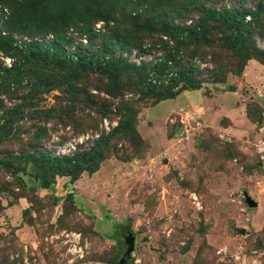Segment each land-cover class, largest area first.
Here are the masks:
<instances>
[{"label":"rangeland","instance_id":"374dc122","mask_svg":"<svg viewBox=\"0 0 264 264\" xmlns=\"http://www.w3.org/2000/svg\"><path fill=\"white\" fill-rule=\"evenodd\" d=\"M32 3L37 23L19 26L13 17L0 22V68L8 67V58L11 66L19 59L22 72L18 79V71L0 78V124L12 126L0 140V264H117L126 228L135 235L128 264H264L262 106L243 100L244 91L223 95L217 98L223 105L217 103L214 116L205 119L211 106L202 99L221 85L213 81L208 48L205 60L189 59L204 81L191 93L190 105L183 95L156 102L154 95H142L146 81L142 91L134 90L131 75L108 79L75 67L68 56L45 65L22 60L15 40L48 33H71L61 53L90 52L107 39L101 49L106 58L139 65L174 47L158 33L160 22H149L145 14L136 22L151 31L127 28L125 47L111 32L112 22L93 19L95 12L87 14L77 0ZM5 5L12 12L10 1ZM204 5L257 11L264 25V0ZM22 9L20 20L30 14ZM52 9L57 22L69 24L61 34L46 31L42 16ZM250 24L254 43L264 51V28H256L254 18ZM205 35L220 32L209 24ZM42 83L50 85L48 92L36 90ZM127 107L129 116L116 130ZM89 151L93 165L78 176L42 172L56 159L78 161ZM26 154L36 159L21 157ZM42 158H48L45 166ZM36 173L49 179V188L38 187Z\"/></svg>","mask_w":264,"mask_h":264},{"label":"trees","instance_id":"16d2710c","mask_svg":"<svg viewBox=\"0 0 264 264\" xmlns=\"http://www.w3.org/2000/svg\"><path fill=\"white\" fill-rule=\"evenodd\" d=\"M9 1L12 12L5 5ZM47 1L50 4L55 0ZM205 1L77 0L78 3L84 4L83 8L87 10V14L92 11L95 12L93 19H101L107 23L112 22L111 32L114 37H122V45L125 47H127L125 44L127 40L129 41L131 39L130 32L125 31L127 28H134L139 32L143 29L151 31L150 28L145 27L144 23L141 22V26L136 22L143 14H145L144 19L145 17L148 18L149 22L159 21L160 28L157 29L158 33L166 38L165 42H172L174 47L173 49L166 48L167 50L163 55L153 56L154 61L151 60L152 62L150 63L147 62L139 65L132 61L128 62L123 57L106 58L101 52V49L107 45V39L96 50L90 52L61 53V48L65 47L64 43L67 42L69 44L71 42L70 32H68L67 36L65 32L64 36L61 37L62 39L52 33H48L34 40H15L17 44H15L14 50L20 55V59L33 61L40 65H45L47 62H54L57 56L62 55L65 60L66 56L73 60L71 62L75 67L87 72L95 71L108 79L124 73L129 74L136 78L137 81L134 84V90L142 91L144 88L140 86L146 81L147 84H145L146 86L144 85L145 89L142 95H154V100L159 102L174 98L183 90L201 88L204 81L202 78L194 75L196 67L193 63H188L190 61L189 59L194 57L205 60V48L210 50L209 59L213 64L211 75L215 83H224L228 73L240 76L249 59L254 58L264 64V51L256 46L250 35V22L253 21V18L256 28L260 26V28H264V25L260 24L259 19L256 18L257 11H240L236 8L218 9L204 5ZM41 4L46 6L44 3ZM21 7H23L22 11L29 12L30 14L27 18L20 20ZM33 7L32 0L30 2L29 0H0V22H4L10 17H13L16 21L21 22L19 26L25 25L23 23H27L30 20L37 23V20L31 16ZM4 9L6 10V14ZM56 11L57 9H52V11L42 16V18L43 22L47 23L46 31L57 30L54 33L58 32L61 34L67 29L69 24L66 21H60L61 23L57 22L58 16L56 15ZM196 13L199 15L195 20L193 16ZM162 14L165 17L161 18ZM247 14L253 16L252 20H246ZM176 19L181 22H176ZM188 20H191V23L185 24L184 22ZM209 24L220 32L219 36L208 38L205 35ZM122 29L124 33L118 32V30L121 31ZM47 36H51L50 39L47 40ZM138 43L132 41L134 45H139L140 43ZM2 48L6 53H10L6 47ZM19 69L18 59L11 67L0 68V78L3 76L7 77L11 73L18 71V74L13 76L14 79H18L19 75L22 74ZM39 85L40 87L36 88V90L41 92L49 91L50 85L46 86L43 83ZM111 92L113 91L111 90ZM120 103V105H123L124 101H120ZM126 106L127 104L124 108ZM128 111L129 107L121 114L122 120L115 127L116 130L121 127V123L129 116ZM11 130L12 126L9 122L5 121L0 124V140L6 137ZM93 153V151L85 153L83 158L78 159V161L72 158L56 159L55 164H53L54 166L48 167L46 171L42 170V172H48L50 174L65 173L78 176L81 171L91 169L94 161ZM35 156L34 154H26L21 157L36 159ZM41 161H43L45 166L48 163V158H42ZM34 179H38V187L49 188L50 181L47 177L36 173Z\"/></svg>","mask_w":264,"mask_h":264},{"label":"crops","instance_id":"0c3cea01","mask_svg":"<svg viewBox=\"0 0 264 264\" xmlns=\"http://www.w3.org/2000/svg\"><path fill=\"white\" fill-rule=\"evenodd\" d=\"M195 91L196 89L185 90L180 94H178L177 96L183 95V97L188 102V105H190L189 98L191 97V93ZM242 91H244L246 95H242L241 94ZM239 93L240 96L242 95L243 100L253 99L257 101L258 104L262 106L261 113L264 116V103H263L264 102V64L260 63L258 60L254 58L249 59L246 65L244 66V69L240 76L234 75L232 77H228L224 83H221L218 90L216 89L213 92H211L210 97L204 96V98L202 99V103L204 104L209 102V105L211 106L210 108L204 110V114H207L205 119L207 121L211 120V117L214 116L213 110L215 105H217V103L223 105V102L217 99L218 97L221 98L223 95L224 96L228 95L227 97L235 95L238 97ZM259 98H261L263 102ZM240 99L241 98H239V100ZM221 111L224 110L219 109V113Z\"/></svg>","mask_w":264,"mask_h":264},{"label":"water","instance_id":"95a60500","mask_svg":"<svg viewBox=\"0 0 264 264\" xmlns=\"http://www.w3.org/2000/svg\"><path fill=\"white\" fill-rule=\"evenodd\" d=\"M246 200L250 206H256V203L249 197H247ZM122 235L124 237L125 244L120 248L117 264H128L130 261V254L134 249L135 235L129 232L127 228L122 231Z\"/></svg>","mask_w":264,"mask_h":264},{"label":"built area","instance_id":"2783aa9c","mask_svg":"<svg viewBox=\"0 0 264 264\" xmlns=\"http://www.w3.org/2000/svg\"><path fill=\"white\" fill-rule=\"evenodd\" d=\"M4 11H5V14H6V10H5V9H4ZM4 17H5V16H4ZM247 18H248V16H247ZM50 37H51V36H47L46 39L48 40V39H50ZM81 40H82L83 42H86L85 39H81ZM6 61L8 62V67L11 66V64H10V62H11V58H8ZM102 124L107 125V120H106V119H103ZM102 124H101V125H102Z\"/></svg>","mask_w":264,"mask_h":264}]
</instances>
